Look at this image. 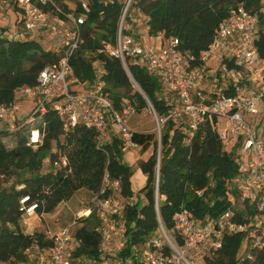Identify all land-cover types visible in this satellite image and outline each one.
Instances as JSON below:
<instances>
[{"label":"built area","instance_id":"built-area-1","mask_svg":"<svg viewBox=\"0 0 264 264\" xmlns=\"http://www.w3.org/2000/svg\"><path fill=\"white\" fill-rule=\"evenodd\" d=\"M79 2L83 13L76 14L67 12L55 0H0V22L8 23L9 13L14 16L10 35L6 37L1 29L0 35L15 41L41 35L49 39L48 50L58 57L56 64L40 72L34 86L18 88L14 101L0 105V128L9 132L27 128L30 130L28 145L36 150L45 137L43 129L36 124L45 126V117L52 111L62 123L65 134L77 125L84 126L95 131L100 147L118 139L122 142V152L135 149L138 144L133 141L135 132L129 120L138 113L136 107L128 102L121 107L115 105L103 89L101 69L97 70L98 80L94 85L83 84L75 77L71 60L83 42L82 26L90 11L88 0ZM132 2L124 1L116 39L103 42L100 52L120 60L133 82L131 66L155 77L162 96L171 105L168 115L158 118L144 95L159 130L155 197L159 228L145 243L132 246L129 254L122 255L127 246L126 208L137 202L121 194V181L113 179L106 170L98 193H93L89 205L77 211L68 226L57 232L49 228L43 232L52 241L51 247L45 250L35 246L26 251L27 261L17 264H202L197 256L203 259L205 250L215 254L222 248L227 234L239 232L245 233V240L251 242L248 253L241 259L252 260L253 254L264 248V108L260 110L264 106V60L256 48L257 33L264 18V0H259L255 10L247 9L243 3L234 6L216 28L212 43L198 56L181 50L177 38L165 39L159 34L160 42L146 44L133 35V18L128 14ZM212 64H217L216 71L209 70ZM245 75L256 85L255 90L244 92L241 79ZM220 80H225L223 89L216 83ZM232 90L234 93H227ZM22 102L31 104L27 120L19 116ZM255 116L262 118L256 126L252 124ZM170 119L187 129L188 138L193 137L205 121L215 120L218 138L224 150L234 156L239 172L229 188L227 199L231 207L227 212L198 219L191 211L183 209L175 215L173 228L167 230L159 215L158 178L160 131ZM219 121L224 124L220 125ZM53 152L56 153L55 148ZM67 162L65 157L54 162L47 159L42 169L49 173L66 166ZM137 200L147 201L146 195L142 194ZM239 204H246L245 212H256L250 223L234 221ZM35 208L29 207L23 216L22 225L26 229L31 217L41 220L44 216L37 215ZM93 221L96 223L90 226ZM86 227L98 237L96 256L76 255L84 244L78 232Z\"/></svg>","mask_w":264,"mask_h":264},{"label":"trees","instance_id":"trees-1","mask_svg":"<svg viewBox=\"0 0 264 264\" xmlns=\"http://www.w3.org/2000/svg\"><path fill=\"white\" fill-rule=\"evenodd\" d=\"M67 12L83 13L78 2L70 10L69 0H55ZM90 11L82 26L83 42L71 60L75 77L83 84L94 85L98 80L97 67L102 70L100 80L104 91L117 107L124 102L134 105L138 113L149 108L148 98L156 114L166 117L171 108L162 96L158 80L137 66H131V80L120 60L101 53L103 42H114L118 32L124 1L88 0ZM132 6L147 17L151 37L162 34L165 39L177 38L180 49L198 56L212 43L220 22L239 3L255 10L259 0H133ZM131 6V7H132ZM256 48L264 60V18L257 33ZM58 57L44 48L38 40L15 41L0 35V105L16 99V90L22 86H34L40 72L56 64ZM98 65V66H97ZM141 92L138 91V88ZM234 93V91H228ZM43 144L36 150L28 145L27 128L9 132L0 128V178L16 177L17 182L9 187L0 185V262L21 263L26 260V251L38 246L49 249L52 241L44 233L27 234L22 225L26 210L36 206L39 216L50 214L63 202L69 201L76 192L86 189L98 193L105 171L113 179L121 181L124 197L132 198V170L122 163V142L100 147L92 129L77 125L65 134L56 114L48 112ZM205 121L195 135L188 138L187 129L168 120L161 130V164L159 170V215L167 230L174 226L175 215L183 209L198 219L218 217L229 210V188L238 176L239 168L234 156L227 153L218 138L215 124ZM155 135L135 133L133 141L145 146ZM158 141L154 153L140 168L147 176L146 186L139 191L146 195L145 205H128L125 212L127 247L122 255L129 254L132 246L145 243L159 228L155 206ZM56 149V153L53 149ZM61 157L67 165L45 173L42 165ZM198 192L202 195L199 196ZM28 198L24 204L22 200ZM246 213V212H245ZM236 211L234 221L250 223L256 214ZM78 236L84 241L76 255L96 256L98 237L83 228ZM246 234H227L223 246L207 264H264V248L252 260L241 259L240 252ZM180 241V240H179ZM183 244L182 241L179 242Z\"/></svg>","mask_w":264,"mask_h":264},{"label":"rangeland","instance_id":"rangeland-1","mask_svg":"<svg viewBox=\"0 0 264 264\" xmlns=\"http://www.w3.org/2000/svg\"><path fill=\"white\" fill-rule=\"evenodd\" d=\"M79 1L80 0H69L66 3V5H68V8L70 10H75ZM119 1H123V0H119ZM137 12L138 11L135 9V6L133 5L128 14H132V18L135 20ZM8 18H9L8 23H5V21L0 22V29H1L2 33L5 34L6 37H8L10 35V33L13 29V22H14V16L11 13L8 14ZM33 40H38L43 45V47L46 49L50 48V41L48 38H45L41 35H38V37H36ZM216 68H217V64H212L209 70L210 71H216ZM97 69L100 71L99 66L97 67ZM224 81L225 80H220V81L216 82L218 84V88L223 89L224 84H225ZM241 87L244 90V92H246V91H250L252 89L255 90L256 85L252 84L249 81V77L245 75L241 79ZM135 88H137V87L135 86ZM208 88H210L209 85H208ZM165 95L170 97V95H168V94H165ZM30 105L31 104L28 102L21 103V111L19 112L20 118L27 120V116H29L30 112H31V111H29ZM260 110L263 111L262 106L260 107ZM24 114H25V116H24ZM158 118H160V117L158 116ZM255 119H256V121L252 122V124L254 126H256L258 121L261 120L262 118L259 119L258 116H255ZM223 124H224L223 122H220V125H223ZM129 126L132 130H155L157 136H159V130H158L157 122H156V116L153 113V111H151L149 108L147 109V111H144L142 113H137L134 116H132L131 119L129 120ZM222 127L223 126H221L220 128H222ZM162 128H161V130H162ZM260 130H262V127L260 128ZM16 182H17V178L13 177V176L10 178H6V177L0 178V185L4 186V187H9L13 184H16ZM133 187L136 190V195H137V193H139V190H138L139 183H138L137 179L134 180ZM91 196H92V194L90 192H88L86 189L79 190L78 192H76L74 194V196L69 201H66V202L60 204L54 212L44 215L41 220H39L37 218V216L31 217L29 220L30 221L29 222L30 223L29 229L31 228L32 232H34V233L35 232L43 233L47 228H49L52 232H57L59 229H62L64 227L68 226L72 222L73 217H74L73 214L78 209L89 205V202L92 198ZM133 202H135V200ZM136 202L139 205H141V203H142L141 201H138V200H136ZM240 205H242V204L237 205L238 207L236 208V210H238L239 212H243V214H245V215L249 214L248 212H250V211L245 213V209H243V207L246 204L242 205V206H240ZM248 206H249V204H248ZM94 222L95 221H93L91 223H94ZM23 229L27 234H29L28 232H31L28 229H26L25 227H23ZM250 245H251V242L250 241L248 242V240H245V244H243L240 255H239L240 257L246 256V254L249 251L248 247ZM203 254H205L203 259H200L199 256L196 257L198 260H200V262L202 264H207V259H212L215 256V254H213V252L208 251V250H205L203 252ZM26 261H27V259H26Z\"/></svg>","mask_w":264,"mask_h":264},{"label":"crops","instance_id":"crops-1","mask_svg":"<svg viewBox=\"0 0 264 264\" xmlns=\"http://www.w3.org/2000/svg\"><path fill=\"white\" fill-rule=\"evenodd\" d=\"M137 14H136V19L135 20L132 19V22H131V33L133 35L139 37L140 39H142L144 41V43H146V44H150L152 42H160V41H158L159 39L162 40V38L160 36L159 37L157 36V38L149 36V33H148L149 29H148V25H147V17H145L139 11L137 12ZM22 103H24V102H22ZM28 103H30V102H28ZM263 108H264V106H263ZM144 111H147V110H144ZM24 116H25V114H24ZM133 131L135 133H139V134H143V135H150V134L155 135V139L152 142L147 143L145 146L137 143L138 144L137 148L128 150L126 152H123V155H122V163L125 164L126 166L130 167L131 170H132V177L130 179V181H131V189H132V191L134 193L132 198H134V200L136 201L137 198H140L143 193H137V195H136V190L133 187L134 180L135 179L138 180V183H139L138 190L139 191L146 186L147 176L141 170L140 164H141V162L148 161L149 158L154 153V150H155V147H156V141H158V136H157L155 130H133ZM88 192H90V191H88ZM90 193L93 196V193L92 192H90ZM139 201L142 202L141 203L142 206L147 203V201H142V200H139ZM80 209H78L77 211H79ZM74 214H73V216H74ZM95 223L96 222L91 223L90 226H93ZM28 230L32 231L31 228L28 229Z\"/></svg>","mask_w":264,"mask_h":264},{"label":"water","instance_id":"water-1","mask_svg":"<svg viewBox=\"0 0 264 264\" xmlns=\"http://www.w3.org/2000/svg\"><path fill=\"white\" fill-rule=\"evenodd\" d=\"M137 88H138V91L139 92H141V93H143L142 91H141V89L137 86ZM161 132V131H160ZM160 150H161V148H160ZM159 152V151H158ZM159 155V154H158ZM158 183H159V178H158Z\"/></svg>","mask_w":264,"mask_h":264}]
</instances>
